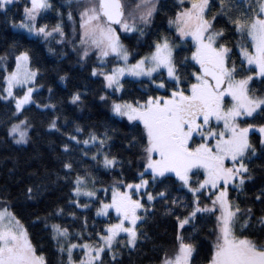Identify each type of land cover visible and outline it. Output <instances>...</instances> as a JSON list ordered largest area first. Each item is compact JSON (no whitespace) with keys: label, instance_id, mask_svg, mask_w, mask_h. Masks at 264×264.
<instances>
[{"label":"snow or ice","instance_id":"obj_1","mask_svg":"<svg viewBox=\"0 0 264 264\" xmlns=\"http://www.w3.org/2000/svg\"><path fill=\"white\" fill-rule=\"evenodd\" d=\"M16 4L17 0H0V14L13 29L45 41L55 34L60 37L57 43H65V13L55 9L53 0H27L19 23L9 16ZM77 5L78 37L72 0L67 11L77 63L83 67L95 55L90 77L101 80L106 94L99 99L109 105L112 115L138 130V135L127 138V148L139 150V166L131 180L124 177L125 161L106 150L108 131H91L86 139L68 134L63 176L57 173L53 183L62 180L70 186L71 208L95 206L96 217L106 219L102 228L97 230L93 223L89 231L85 216L74 231L54 222L65 215L75 221L74 210L58 204L43 216L34 214L31 226L43 225L55 242L57 264H106V256L107 264H121V249L136 250L138 242L148 238L141 225L157 203H162L165 215L174 216L177 229L173 249L165 250L158 264H194L198 222L212 218L206 264H264V210L257 216L252 206L241 207L238 202L246 183L255 179L250 162L264 157V0H177L171 14L164 11L161 0H138L131 10L124 0H77ZM54 9L59 18L55 25L39 22L42 13ZM160 12L171 31L159 33L148 52L135 58L122 35L144 37ZM40 76L29 49L13 43L0 54V101L14 108L16 122L10 123L7 137L16 145L29 143L32 124L27 116L20 117L30 106L56 109L55 104L35 98L44 87ZM126 77L141 83L146 78L152 87L139 97L112 99L125 92ZM59 79L66 81L68 76ZM257 83L260 87L254 86ZM48 92L51 97L53 89ZM70 102L82 104L83 93L74 92ZM58 120L57 116L49 122L50 131H60ZM84 131L75 128L78 134ZM73 142L85 146L80 149L82 157H89L95 148L90 156L95 165L107 172L119 167L120 173L108 186L97 187L103 181L90 169L76 168ZM127 163L132 165L131 160ZM173 178L190 198L171 194L168 181ZM49 190L41 182L26 185L22 195L26 202L37 201ZM231 192L237 193L236 199ZM252 202L264 205V187ZM13 208L11 193L0 190V264H52L44 245L33 241Z\"/></svg>","mask_w":264,"mask_h":264},{"label":"trees","instance_id":"obj_2","mask_svg":"<svg viewBox=\"0 0 264 264\" xmlns=\"http://www.w3.org/2000/svg\"><path fill=\"white\" fill-rule=\"evenodd\" d=\"M25 0H18L15 6H12L9 16L15 18L19 23L23 15ZM67 0H53L55 9L65 13L64 25L66 41L64 44L57 43L59 36L54 34L55 38H48L45 41L41 37L29 36L23 30L13 29L10 24L5 22V17L0 14V54L9 50L13 43L23 49H29L33 56V65L38 67L41 76L38 78L39 83L44 87L39 89L35 98L40 103H53L56 109H37L30 106L20 119L27 116L32 124L29 131V143L25 145H16L7 137V128L11 122H16L12 116L14 108L11 104L0 101V190L7 189L11 193L14 204L13 211L17 212L22 218L26 227L32 234L33 241L44 245L45 251L52 264H57V255L55 252V242L50 239L43 225L36 227L31 226V220L34 214L39 213L41 216L50 212L58 204L66 207V210H74L78 219L75 221L65 215L56 217L54 222L68 225L71 230H79L85 216L88 217L89 231L93 223L99 230L104 226L105 219L96 217L95 206L90 209L71 208L67 204L70 196V186L63 182L53 183L56 181L57 173L63 176L62 161L68 158L69 154L63 152V144L67 142L68 134H75L81 139H86L87 134L96 131L103 134L108 131L111 139L108 141L110 150L113 155H117L125 161L123 166L124 177L131 180L139 166L138 149L127 148V138L138 135V130L127 126L126 120L114 117L108 109V104L100 101L103 85L101 80L90 77V66L95 64L91 56L87 63L82 67L77 63L78 55L73 51V45L69 22L67 20V11H69ZM125 2V1H124ZM164 4V11L169 14L174 11V5L177 0H161ZM126 4V2H125ZM42 13L40 23H47L50 27L58 22L56 10ZM146 35L138 37V34H131L128 38L122 35L123 43L133 53L135 58L144 55L149 50V45L162 32L171 31L168 28L167 18L164 12L156 15L153 24L145 29ZM77 41V39H76ZM75 41V43H76ZM77 46V43H76ZM78 47V46H77ZM49 48L53 52H49ZM183 54V53H182ZM135 59H132L134 61ZM9 64L14 66V61L9 60ZM67 74L68 79L61 81L60 76ZM125 92L119 95H113L116 99L123 95L124 99H132L143 95L144 89L151 88L147 79L143 83L139 80L125 78ZM260 87L259 83L254 85ZM53 89L50 97L48 88ZM80 91L83 93V103L76 105L70 102L71 95ZM59 117L57 121L60 131L49 130V122ZM80 126L85 131L82 134L75 132V128ZM255 140L256 137L253 136ZM73 146L76 149L71 153L75 161L76 168L83 172L90 169L93 175L97 176L103 183H98L97 187L108 186L112 178L117 176L121 169L117 167L112 172L105 171L101 166H96L90 159L95 148L89 151V157H82L80 149L84 145ZM131 160L129 166L127 161ZM250 168L253 169L255 179L246 183L244 193L239 195L238 202L241 207L250 205L254 208L256 215L259 216L264 210V205L259 202L253 204L254 194L264 187V157L253 158L250 162ZM45 183L49 186L47 191L37 201H25L22 190L26 185ZM171 194L174 197L190 198L186 195V190L179 189V185L173 181H168ZM233 199L237 198L236 192H231ZM101 198L104 194L100 193ZM86 200V198H81ZM214 223V218L204 219L198 222L199 231L194 234L195 242L198 246V254L194 258V264H206V258L210 254L211 241L210 229ZM141 230L147 233V239H141L138 242L136 250L130 251L127 248L121 249L122 255L119 257L121 264H158V259L163 255L165 250L171 251L175 245L176 222L174 216L165 215V208L162 203H157L155 208L150 210L145 222L141 225ZM189 232L191 230L189 229ZM109 257H105L106 264Z\"/></svg>","mask_w":264,"mask_h":264},{"label":"rangeland","instance_id":"obj_3","mask_svg":"<svg viewBox=\"0 0 264 264\" xmlns=\"http://www.w3.org/2000/svg\"><path fill=\"white\" fill-rule=\"evenodd\" d=\"M18 1V0H17ZM125 2H126V5H127V7H128V9L129 10H131L133 7H134V5H135V3H137L138 2V0H124ZM27 2V0H25V2H24V4ZM68 2H69V0H67V4H68ZM83 2L84 3H86L87 2V0H83ZM24 8V7H23ZM70 10V9H69ZM71 10H72V12H73V15H74V18H75V20L77 21V23H76V25H75V27L77 28V32L75 33V35L78 37V35H79V24H78V22H79V11L81 10V8L77 5V0H72V7H71ZM69 27H70V33H71V37L73 38V24H72V22H69ZM30 36V35H29ZM32 37H36V36H32ZM42 38V37H41ZM44 39V38H43ZM76 43H77V46L79 47V39H77V41H76ZM92 57L94 58V63H96V57H95V55H92ZM130 62H135V60L134 61H130ZM113 63H115V61L113 60ZM109 66H112V65H109ZM126 78H130V79H134V80H136L135 78H131V77H126ZM144 79H146V78H144ZM107 91H110V90H107ZM104 94H106V91H103L102 92V95H104ZM120 93H117L116 95H119ZM112 99H115L113 96H112ZM108 109L110 110V107H109V105H108ZM113 216H114V213H113Z\"/></svg>","mask_w":264,"mask_h":264}]
</instances>
